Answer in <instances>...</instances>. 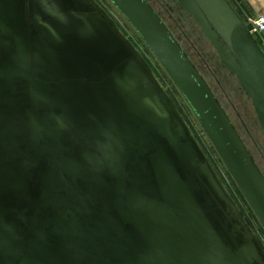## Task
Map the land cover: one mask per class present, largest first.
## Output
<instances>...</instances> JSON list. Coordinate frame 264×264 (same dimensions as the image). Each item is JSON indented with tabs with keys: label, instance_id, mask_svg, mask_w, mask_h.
<instances>
[{
	"label": "water",
	"instance_id": "water-1",
	"mask_svg": "<svg viewBox=\"0 0 264 264\" xmlns=\"http://www.w3.org/2000/svg\"><path fill=\"white\" fill-rule=\"evenodd\" d=\"M109 1L264 228V172L205 76L149 0ZM176 1L264 132L258 40L230 0ZM0 264H264L175 100L96 0H0Z\"/></svg>",
	"mask_w": 264,
	"mask_h": 264
},
{
	"label": "rangeland",
	"instance_id": "rangeland-1",
	"mask_svg": "<svg viewBox=\"0 0 264 264\" xmlns=\"http://www.w3.org/2000/svg\"><path fill=\"white\" fill-rule=\"evenodd\" d=\"M96 1L101 4L103 2L107 3L109 0ZM151 1L159 9V11L167 17L169 24L173 31L177 34L178 39L181 41L185 50L208 80L213 91L223 104L249 150L253 153L262 171L264 172V132L259 126L253 104L240 88L238 80L235 76H230L226 71L213 46L204 36L193 17L186 14L184 15V13L181 14V12L176 9V0ZM109 2L108 4L111 3ZM230 2L243 19L246 18L249 11L252 14H255V11L264 12V2L261 0H248V2L252 4L253 9L251 7L247 8L250 5H248L245 0H230ZM114 7L115 6H113V4L109 6L110 10L113 11L115 10ZM121 19L122 23H117L120 30L149 63L160 83L175 100L201 147L205 150L217 170L222 173L228 190L234 196L239 206L243 209L245 215L253 225V228L256 229L257 234L264 241V228L244 198L239 187L229 173L207 134L201 127L191 108L182 97L160 62L155 58L123 15ZM261 46L264 50V45ZM200 130L202 132H200Z\"/></svg>",
	"mask_w": 264,
	"mask_h": 264
},
{
	"label": "built area",
	"instance_id": "built-area-1",
	"mask_svg": "<svg viewBox=\"0 0 264 264\" xmlns=\"http://www.w3.org/2000/svg\"><path fill=\"white\" fill-rule=\"evenodd\" d=\"M108 2L107 3L103 2L100 5H102L104 10L111 16V18L115 21L116 24L117 23L121 24L122 23V21H121L122 20L121 19L122 18L121 13L115 7H114L115 8L114 11L110 10L109 6H111L112 4L109 2L111 4L110 5V4H108ZM243 20H244L246 26L248 27L249 31L251 32V34L258 40L259 44L264 45V12L256 11L255 14H252L251 12H249L248 15H246V18H244ZM118 27H119V25H118ZM200 132H202V131L200 130ZM218 173L220 174V176H221V178H222V180H223V182L225 184V180H224V178L222 176V173H220L219 171H218ZM227 179H228V177H227ZM225 186H226V184H225ZM253 229L256 232V229L255 228H253Z\"/></svg>",
	"mask_w": 264,
	"mask_h": 264
},
{
	"label": "flooded vegetation",
	"instance_id": "flooded-vegetation-1",
	"mask_svg": "<svg viewBox=\"0 0 264 264\" xmlns=\"http://www.w3.org/2000/svg\"><path fill=\"white\" fill-rule=\"evenodd\" d=\"M175 1V0H174ZM149 2L152 4V6L155 8V10L159 13V15L161 16V18L164 20V22L167 24V26L170 28V30L173 32V34L175 35V37L178 39V37H177V34L173 31V29H172V27L170 26V24H169V21H168V19H167V17L166 16H164L160 11H159V9L155 6V4L151 1V0H149ZM175 3H176V5H177V10L178 11H180L181 12V14H183L184 13V15L186 14V15H189L188 13H186L183 9H182V6L179 4V2H177V1H175ZM175 9V10H176ZM171 16V15H170ZM189 16H191V15H189ZM173 17V16H172ZM172 17H170V18H172ZM173 19V18H172ZM179 40V39H178ZM179 42L181 43V41L179 40ZM181 45H182V43H181ZM183 46V45H182ZM183 48H184V46H183ZM185 49V48H184ZM186 51V50H185ZM187 52V51H186ZM188 53V52H187ZM190 56V55H189ZM191 57V56H190ZM192 59V58H191ZM193 60V59H192ZM194 62V61H193ZM195 63V62H194ZM196 64V63H195ZM198 67V66H197ZM199 68V67H198ZM200 70V69H199ZM202 73V72H201ZM203 74V73H202ZM208 81V80H207ZM253 154V153H252ZM255 157V156H254ZM256 159V158H255ZM260 166V165H259Z\"/></svg>",
	"mask_w": 264,
	"mask_h": 264
},
{
	"label": "crops",
	"instance_id": "crops-1",
	"mask_svg": "<svg viewBox=\"0 0 264 264\" xmlns=\"http://www.w3.org/2000/svg\"><path fill=\"white\" fill-rule=\"evenodd\" d=\"M246 1V3H248V5H250V6H248L247 8H252L253 9V6H252V4H250V2H248V0H245ZM249 10V9H248ZM250 12V11H249ZM256 12V11H255Z\"/></svg>",
	"mask_w": 264,
	"mask_h": 264
},
{
	"label": "trees",
	"instance_id": "trees-1",
	"mask_svg": "<svg viewBox=\"0 0 264 264\" xmlns=\"http://www.w3.org/2000/svg\"><path fill=\"white\" fill-rule=\"evenodd\" d=\"M243 91V90H242Z\"/></svg>",
	"mask_w": 264,
	"mask_h": 264
}]
</instances>
